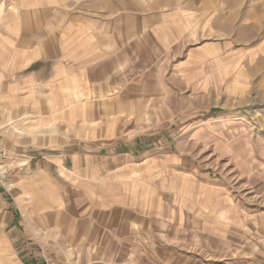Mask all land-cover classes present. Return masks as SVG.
<instances>
[{
    "label": "crops",
    "instance_id": "crops-1",
    "mask_svg": "<svg viewBox=\"0 0 264 264\" xmlns=\"http://www.w3.org/2000/svg\"><path fill=\"white\" fill-rule=\"evenodd\" d=\"M242 1L0 0V264H232L264 246V155L198 132L264 107V0Z\"/></svg>",
    "mask_w": 264,
    "mask_h": 264
},
{
    "label": "rangeland",
    "instance_id": "rangeland-1",
    "mask_svg": "<svg viewBox=\"0 0 264 264\" xmlns=\"http://www.w3.org/2000/svg\"><path fill=\"white\" fill-rule=\"evenodd\" d=\"M160 1L161 0H147L148 10L150 8H156ZM166 1L167 2L164 3L167 4L168 8L177 5L180 10L186 11L206 5V3H204L205 0H179L178 3L171 2L170 0ZM209 5L210 8H212V3H209ZM240 5H242V10L245 11L251 4L249 0H243ZM245 46L247 45H244V47ZM184 102L185 101H182L179 106L185 105ZM165 116L170 118L167 113H165ZM220 116H222L225 121H219L222 122L221 124H218L219 122L211 124L210 130L206 129V127L209 126H205L204 129L200 126L198 132L200 133L199 137L201 139L210 138L212 141H215L212 142L213 144L220 145V147H222L221 149H227L232 154L237 153L241 156H248L251 154V151H253L254 154L264 155V107L256 112H245L239 115V118H235L234 115L226 116L222 113H212V116L205 117V120L213 122L212 119H216ZM199 120L201 121V117ZM224 123L229 127L223 128L221 125ZM208 133L210 134L208 135ZM216 139H218V141H216ZM261 196L264 198V193ZM260 203H263L262 205L264 206V200L260 201ZM260 223H264V217L260 219ZM259 244L260 243L252 242L250 247L243 249V255L237 258H228V260L232 261V264H264V246L262 247Z\"/></svg>",
    "mask_w": 264,
    "mask_h": 264
},
{
    "label": "built area",
    "instance_id": "built-area-1",
    "mask_svg": "<svg viewBox=\"0 0 264 264\" xmlns=\"http://www.w3.org/2000/svg\"><path fill=\"white\" fill-rule=\"evenodd\" d=\"M8 157V153L6 149L0 146V183L2 185H8L9 181V171L6 166V160ZM37 264H52L48 261H40Z\"/></svg>",
    "mask_w": 264,
    "mask_h": 264
}]
</instances>
